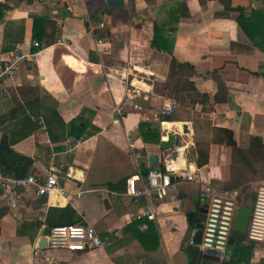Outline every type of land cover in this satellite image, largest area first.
<instances>
[{"label":"crops","instance_id":"1","mask_svg":"<svg viewBox=\"0 0 264 264\" xmlns=\"http://www.w3.org/2000/svg\"><path fill=\"white\" fill-rule=\"evenodd\" d=\"M123 1L121 7H110L105 0H0L2 10L6 7L0 15V57L18 42L36 52L35 61L24 58L13 77L0 79V139L32 129L12 144L15 152L31 158L15 172L41 177L52 172L68 190L65 196L37 195L32 188H19L15 208L0 200V264H32L33 249L46 239L47 223L66 221L93 226L105 244L74 252L41 248L38 264H186L192 260L195 222L187 213L197 216L204 202L199 187L213 183L227 189L228 181L236 187L245 182L247 168L231 162L220 129L231 132L241 148L255 146L252 136L264 148V49L249 37L264 36V0H250L245 14L230 11L232 0ZM251 10L256 25L249 24ZM155 24L173 38L177 60L198 65L200 71L220 70L229 101L213 102L215 80L194 76L193 87L209 100L190 103V89L180 86L182 104L170 119L160 118L162 103L172 98L160 92L171 55L150 45ZM125 96L141 108L125 104L117 113L115 106ZM140 122L158 131V142L142 138ZM169 131L168 150L180 165L195 168L199 182L172 179L165 194L151 198L153 217L136 218L146 199L126 195V179L143 176L142 167L148 171L166 163L169 152L159 148V141ZM66 137L82 144L67 149ZM195 140L209 141L203 166L186 156ZM135 151L141 155L136 161ZM152 154L155 164L149 162ZM97 190H105L104 195ZM189 191L198 197L192 205ZM253 244L249 262L239 264H264V242ZM181 245H189V251Z\"/></svg>","mask_w":264,"mask_h":264},{"label":"built area","instance_id":"2","mask_svg":"<svg viewBox=\"0 0 264 264\" xmlns=\"http://www.w3.org/2000/svg\"><path fill=\"white\" fill-rule=\"evenodd\" d=\"M59 41L64 42L63 39ZM32 45L38 46V42L32 41ZM35 54L36 52L25 49L22 42L15 43L8 55L0 57V79L13 77L18 70L19 63L24 58L35 61ZM125 104L135 109L141 108L137 103L132 101L130 96H125L115 106V111L120 113L122 105ZM177 105L178 101L175 98H168L162 103L160 111L163 115L168 116ZM125 136L129 147L134 148L135 145L131 131L127 130ZM64 144L67 149H74L81 145L82 141L73 137H66ZM166 152L170 153L172 150H166ZM140 156L138 151H135L133 154L135 161ZM174 178L185 182H199L195 168L183 166L174 171L168 163H165L162 167L148 170L143 176L135 174L127 177L125 194L133 198L143 197L146 199V204L136 211L134 217L152 218L154 208L151 198L155 195L160 196L165 194L166 189ZM19 188H32L37 195L59 193L65 196L68 193V190L61 185L59 178L52 172L43 177L34 174L23 177L7 174L0 175V200L7 203L11 208H15L19 204ZM97 192L104 195L105 190H97ZM234 192L233 190L209 183L202 184L198 189L199 197L206 203V214L201 230L199 247L203 250H210V255L217 258L218 263L229 257L226 249L238 207ZM80 194L81 191H77L75 196L79 197ZM245 233L246 240L248 241L264 242V180L257 186L254 192ZM46 243L47 248L50 250L74 252L101 247L105 244V240L101 239L95 228L91 225L67 223L49 227L46 234ZM41 254V248L35 247L33 249L32 264L39 263Z\"/></svg>","mask_w":264,"mask_h":264},{"label":"trees","instance_id":"3","mask_svg":"<svg viewBox=\"0 0 264 264\" xmlns=\"http://www.w3.org/2000/svg\"><path fill=\"white\" fill-rule=\"evenodd\" d=\"M250 0H232V7L231 12H238L240 14H245L251 7H250ZM3 6L0 4V15L4 12L2 10ZM252 14L250 15L249 24L256 25L257 17L253 16L254 10L250 11ZM261 16V15H260ZM38 21V20H36ZM35 23V22H34ZM237 23L239 27L242 26V20L237 17ZM159 24H155L154 26V33L151 38V46L157 49L158 51H165L169 55H171L169 59V72L165 80L160 83L162 94H165L168 97L175 98L180 104L183 102V95L184 93H180L179 97L177 96L178 92L180 91V86L190 89L191 94L190 96V103L201 102L206 103L209 100V96L206 93H201L195 90L193 87V80L194 76H201V77H210L215 80L217 90L212 96L213 102H223L230 100V93L227 91L226 85L224 81L221 79L220 73L218 71H209L208 69L204 71H200L198 65H195L191 62H183L177 60L172 54V46H173V38L170 36H165L164 33L159 28ZM162 28V27H161ZM253 29V28H252ZM251 41L255 46H259V48L264 49V36L259 35L255 37L254 34L249 35ZM51 41V40H50ZM49 42V41H47ZM202 64L206 65L207 61L203 62ZM168 115H160L161 119H170ZM138 130L141 134L142 138L145 141L152 140L151 142H158L159 134L154 128L149 127V124L146 122H140L138 124ZM32 130V129H31ZM31 130L23 131L18 136H15L13 132L5 134L0 139V168L4 174H13L14 176L21 177L25 172L16 173L15 169L19 166V163H30L31 158L15 152L12 149V144H14L17 140L27 136ZM225 133V137H223L222 141L230 147V159L232 163H237L243 165L247 168V171L250 173H258V170L264 168V148L261 145L260 139L256 136L251 137V141L255 143V146L252 144L249 148H241L236 145L234 139L232 138L231 132L226 129H220ZM155 135L154 137H152ZM152 137V138H148ZM209 141H198L195 140L194 146L186 150L187 159L193 160L197 166H203L208 161V154H209ZM144 170L143 173H147L146 168L142 167ZM251 179V178H250ZM245 177L244 183L240 185V187H236L231 185L232 182H226L227 189L237 190L240 189L239 196H236L237 204L239 206H245L247 208H251L252 201L254 198V193L247 191V182L250 180ZM253 179V178H252ZM243 182V181H239ZM213 184V183H211ZM233 184V183H232ZM243 194V195H242ZM68 209V208H67ZM67 223H78L76 222H59V223H47L49 227L58 224H67ZM193 226L192 223H189V230H192ZM230 236L234 238V243L228 245V259L220 261L218 264H239V263H248L254 248L253 242L246 240L245 232H237L231 229ZM183 250L189 251L190 246L187 245L184 247L181 245ZM186 264H198L193 260H189Z\"/></svg>","mask_w":264,"mask_h":264},{"label":"water","instance_id":"4","mask_svg":"<svg viewBox=\"0 0 264 264\" xmlns=\"http://www.w3.org/2000/svg\"><path fill=\"white\" fill-rule=\"evenodd\" d=\"M106 4L110 7H121L124 4L123 0H105ZM183 131H187V128L185 124L182 126ZM172 142V135L168 134L167 139H162L159 141V148L161 150H168L171 146ZM149 162L152 164H155L157 162V156L156 155H150L149 156ZM249 208L245 206H238L236 209L232 229L237 232H244L246 231V226L249 218ZM205 214H206V203L202 202L200 203V207L198 209V214L195 217V222H194V228H193V235H192V248H191V253H190V258L194 261L199 262L200 264H217L218 259L211 256V255H206L202 254L201 251L199 250V243H200V237H201V230L203 227L202 221L205 219ZM195 212L194 211H188L187 216L188 220L191 221L194 218ZM47 226L44 227L43 229V235L47 234L48 231ZM234 243V238L229 237L228 244L231 245ZM38 246L40 248H46L47 243L46 239L42 238L39 241ZM203 251V250H202ZM208 254L211 253L210 250H204Z\"/></svg>","mask_w":264,"mask_h":264},{"label":"rangeland","instance_id":"5","mask_svg":"<svg viewBox=\"0 0 264 264\" xmlns=\"http://www.w3.org/2000/svg\"><path fill=\"white\" fill-rule=\"evenodd\" d=\"M259 171V170H258ZM246 178L247 179H250L248 182H247V191H250V192H255L257 186L263 181L264 179V173H256V175H254V173H250V172H246ZM253 178V179H252ZM201 182H203V180L200 179ZM235 199H236V196H239V193H240V189H237L235 192ZM243 195V194H242ZM187 197H188V202H190V204L192 205L196 200H198V197L196 196V194H194L193 191H189L187 193ZM236 202H237V199H236ZM190 205V206H191ZM239 206V205H238ZM251 208H252V205H251ZM250 208V210H251ZM250 212V211H249ZM229 252V249H226V253L228 254Z\"/></svg>","mask_w":264,"mask_h":264},{"label":"bare ground","instance_id":"6","mask_svg":"<svg viewBox=\"0 0 264 264\" xmlns=\"http://www.w3.org/2000/svg\"><path fill=\"white\" fill-rule=\"evenodd\" d=\"M170 133V131L167 133L166 135V139L168 137V134ZM164 159L166 161V163H168V165L170 166V168L174 171L178 170L180 167H183L184 165H180L178 163V161H176V158L174 157L173 153H167L164 156Z\"/></svg>","mask_w":264,"mask_h":264},{"label":"flooded vegetation","instance_id":"7","mask_svg":"<svg viewBox=\"0 0 264 264\" xmlns=\"http://www.w3.org/2000/svg\"><path fill=\"white\" fill-rule=\"evenodd\" d=\"M196 217V215L194 216V218Z\"/></svg>","mask_w":264,"mask_h":264}]
</instances>
